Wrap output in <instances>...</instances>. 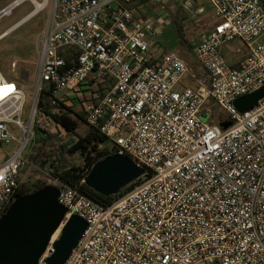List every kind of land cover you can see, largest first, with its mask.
Segmentation results:
<instances>
[{
    "label": "built area",
    "instance_id": "obj_1",
    "mask_svg": "<svg viewBox=\"0 0 264 264\" xmlns=\"http://www.w3.org/2000/svg\"><path fill=\"white\" fill-rule=\"evenodd\" d=\"M30 1L22 21L51 7L27 123L26 80L0 69V85L13 86L0 93V217L26 185L24 151L37 130L57 125L38 106L44 91L145 169L110 205L51 176L47 184L59 187L67 212L37 264H49L73 214L88 225L63 264H264V96L246 111L235 103L264 86V0H209L214 24L196 47L199 69L178 53L157 56L153 45L166 21L159 12H136L137 0ZM236 40L246 55L233 61L224 47ZM186 76L195 85H182ZM210 99L229 114L226 128L203 115ZM12 140L19 148L3 158Z\"/></svg>",
    "mask_w": 264,
    "mask_h": 264
},
{
    "label": "rangeland",
    "instance_id": "obj_2",
    "mask_svg": "<svg viewBox=\"0 0 264 264\" xmlns=\"http://www.w3.org/2000/svg\"><path fill=\"white\" fill-rule=\"evenodd\" d=\"M12 1L13 0H0V10L9 5ZM49 1L50 3L52 2V0ZM182 1H186L188 6L182 5ZM165 2L169 3L173 11H163L160 8H156V10L153 11L162 14L166 21L164 32L159 37L161 51H164L163 55L160 56L162 61L166 60L174 53H178L184 57L187 56V53H191L190 49L197 47V45L207 36L214 24L213 9L209 0H165ZM50 7L49 4L44 11L27 18L0 39L1 71L6 76L15 77L19 80H26L28 85L26 88V103L23 113V120L26 123L29 121L34 103V82L38 71L39 58L38 40L41 37L46 19L49 15ZM177 7H180V9L177 10ZM33 8L34 4L30 0H24L22 3L14 7L11 13L0 17V34L31 12ZM134 9L136 12L141 13L147 11L146 5H137V3L134 4ZM175 19H178L179 21ZM180 24L185 36L184 39H187L188 42H181L179 31ZM239 46L241 49L240 51H237V47ZM224 51L233 61L246 55L245 45L243 46V44L237 40L227 44L224 47ZM188 58L189 57H187V59ZM191 59L192 65L195 68H198V60L192 57ZM13 61H17L15 71L12 70ZM188 78L189 77L186 76L183 79L182 85L188 82ZM103 82H107V78L103 79ZM204 116L206 119H216L217 117L226 118L229 114L224 109L216 106H209L206 108ZM56 129L57 125L53 127L52 130ZM13 134H15L20 140L24 139L23 132L17 127L13 130ZM63 136H65V134H63ZM68 137L69 135L65 136L66 139H68ZM35 140L36 137L24 151L25 157L28 158V153L35 143ZM109 144L111 146V142ZM19 145L20 143L16 140H12L6 144L4 146L5 153L3 154V158L11 155L17 148H19ZM73 158L75 163L82 162V159L79 156ZM50 178L51 176L35 165H32L30 162L27 163L21 171V179L26 183L28 188L34 187L38 181H44L47 183Z\"/></svg>",
    "mask_w": 264,
    "mask_h": 264
},
{
    "label": "water",
    "instance_id": "obj_3",
    "mask_svg": "<svg viewBox=\"0 0 264 264\" xmlns=\"http://www.w3.org/2000/svg\"><path fill=\"white\" fill-rule=\"evenodd\" d=\"M263 96L264 86L241 95L235 103L240 110L246 111ZM230 123H221V126L226 128ZM144 171V167L129 156L115 152L98 160L88 172L85 182L105 195H112L119 193ZM59 194V187L47 184L10 204L0 217V264L38 263L67 212V207L58 199ZM87 225L84 217L73 214L63 226L60 237L54 243V252L46 258L47 262L63 264L78 245Z\"/></svg>",
    "mask_w": 264,
    "mask_h": 264
},
{
    "label": "trees",
    "instance_id": "obj_4",
    "mask_svg": "<svg viewBox=\"0 0 264 264\" xmlns=\"http://www.w3.org/2000/svg\"><path fill=\"white\" fill-rule=\"evenodd\" d=\"M137 5H146L147 11L142 13L151 14L156 8H165L173 11L165 0L156 2L154 0H137ZM180 7H177V10ZM176 12V11H175ZM177 14V13H176ZM178 20V19H175ZM179 21V20H178ZM181 42H188L182 32L181 24L179 25ZM186 44V43H185ZM190 49V51H192ZM184 57V56H183ZM186 57V58H185ZM184 58L190 67L192 65L190 53ZM187 57H189L187 59ZM50 91H44L40 96L38 106L52 114L57 121L56 130L38 129L36 140L28 153V160L32 165L46 172L49 176L59 177L63 182L71 185L79 184L82 191L93 200L104 205L112 204L123 192L105 195L85 182V178L92 166L100 159L115 152L113 144L110 146L108 137L96 127L88 124L81 113L71 106L61 102L52 104L49 99ZM69 135L68 139L65 136ZM79 156L81 163H75L73 157ZM47 185L44 181H38L34 187L28 188L24 185L19 196L33 192Z\"/></svg>",
    "mask_w": 264,
    "mask_h": 264
},
{
    "label": "crops",
    "instance_id": "obj_5",
    "mask_svg": "<svg viewBox=\"0 0 264 264\" xmlns=\"http://www.w3.org/2000/svg\"><path fill=\"white\" fill-rule=\"evenodd\" d=\"M136 4V3H135ZM133 7H134V5H133ZM161 10H165V8H160ZM166 11V10H165ZM166 13V12H165ZM26 17V15L23 17V18H21L20 20H18L15 24H13L11 27H9V31H7L6 33H4V34H0V39L2 38V37H4L7 33H9L13 28H15L24 18ZM160 41V40H159ZM157 42L156 44H154L153 45V49L156 51V53H157V56L160 58V56H162L163 55V52L164 51H161V44H160V42ZM190 55H191V57L192 58H196L197 59V55H196V47L195 48H193V50L191 51V53H190ZM198 60V59H197ZM199 62V61H198ZM196 69H199V66H198V68H196ZM189 77V76H188ZM185 85H195V82L191 79V77H189L188 78V82L187 83H185ZM212 103V104H211ZM211 107V106H215L214 105V103H213V100H209L208 101V103H207V107ZM217 107V106H216ZM219 108V107H218ZM206 110V109H205ZM205 110H204V113H203V115H205ZM214 121H216V122H218L219 124H221V123H225V122H229V121H227L228 120V117H226V118H222V117H217L216 119H213Z\"/></svg>",
    "mask_w": 264,
    "mask_h": 264
},
{
    "label": "snow or ice",
    "instance_id": "obj_6",
    "mask_svg": "<svg viewBox=\"0 0 264 264\" xmlns=\"http://www.w3.org/2000/svg\"><path fill=\"white\" fill-rule=\"evenodd\" d=\"M13 86L12 85H0V93L7 94L12 90Z\"/></svg>",
    "mask_w": 264,
    "mask_h": 264
},
{
    "label": "bare ground",
    "instance_id": "obj_7",
    "mask_svg": "<svg viewBox=\"0 0 264 264\" xmlns=\"http://www.w3.org/2000/svg\"><path fill=\"white\" fill-rule=\"evenodd\" d=\"M39 3H40V4H42V2H41V1H39ZM59 231H60V230L58 229V231L55 233V235H56L57 233H59Z\"/></svg>",
    "mask_w": 264,
    "mask_h": 264
}]
</instances>
